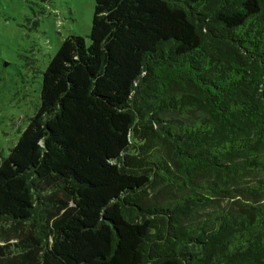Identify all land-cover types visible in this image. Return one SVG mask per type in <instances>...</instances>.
<instances>
[{
    "label": "trees",
    "instance_id": "obj_1",
    "mask_svg": "<svg viewBox=\"0 0 264 264\" xmlns=\"http://www.w3.org/2000/svg\"><path fill=\"white\" fill-rule=\"evenodd\" d=\"M0 264H264V0H95L1 157Z\"/></svg>",
    "mask_w": 264,
    "mask_h": 264
},
{
    "label": "rangeland",
    "instance_id": "obj_2",
    "mask_svg": "<svg viewBox=\"0 0 264 264\" xmlns=\"http://www.w3.org/2000/svg\"><path fill=\"white\" fill-rule=\"evenodd\" d=\"M95 0H0V161L39 106L42 72L62 41L88 42Z\"/></svg>",
    "mask_w": 264,
    "mask_h": 264
}]
</instances>
